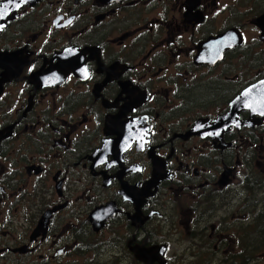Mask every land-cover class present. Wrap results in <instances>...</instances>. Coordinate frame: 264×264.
I'll list each match as a JSON object with an SVG mask.
<instances>
[{
  "label": "flooded vegetation",
  "instance_id": "af4514ba",
  "mask_svg": "<svg viewBox=\"0 0 264 264\" xmlns=\"http://www.w3.org/2000/svg\"><path fill=\"white\" fill-rule=\"evenodd\" d=\"M264 0H0V264H264Z\"/></svg>",
  "mask_w": 264,
  "mask_h": 264
},
{
  "label": "water",
  "instance_id": "95a60500",
  "mask_svg": "<svg viewBox=\"0 0 264 264\" xmlns=\"http://www.w3.org/2000/svg\"><path fill=\"white\" fill-rule=\"evenodd\" d=\"M263 92H264V87H263Z\"/></svg>",
  "mask_w": 264,
  "mask_h": 264
}]
</instances>
